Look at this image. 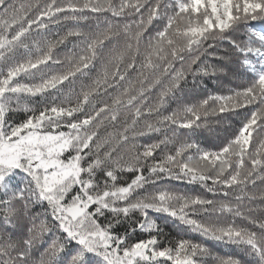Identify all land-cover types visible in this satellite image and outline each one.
I'll list each match as a JSON object with an SVG mask.
<instances>
[{"label":"snow or ice","instance_id":"obj_1","mask_svg":"<svg viewBox=\"0 0 264 264\" xmlns=\"http://www.w3.org/2000/svg\"><path fill=\"white\" fill-rule=\"evenodd\" d=\"M255 21L264 23V0H0V264H204L203 244L161 246L167 218L264 264V216L250 206L264 202V188L250 191L264 184V31ZM73 37L79 51L61 60L56 49ZM240 76L246 85L228 94L189 99V77L195 89L202 77ZM169 100L178 107L165 114ZM249 106L221 138L225 114ZM18 111L24 118L10 123ZM106 126L113 131L101 136ZM203 132L216 136L215 150ZM123 173L133 176L120 184ZM164 180L200 184L212 198ZM38 204L47 205L39 223Z\"/></svg>","mask_w":264,"mask_h":264},{"label":"trees","instance_id":"obj_2","mask_svg":"<svg viewBox=\"0 0 264 264\" xmlns=\"http://www.w3.org/2000/svg\"><path fill=\"white\" fill-rule=\"evenodd\" d=\"M33 2V0H15V3L17 4H27ZM91 15V14H90ZM109 15L110 14H105ZM129 19H131L129 17ZM254 25L255 31H264V23L255 21L250 22ZM96 24L95 19H92L87 22V25H82L81 27L83 30H87L88 26H94ZM70 25H64V26H57V28L52 29L50 32H48V39L56 38L57 32H59L60 35H64L67 31L68 27ZM79 43L78 38H69L68 41L62 46H58L56 49V55L61 60H64L67 56L72 55L73 49L76 51H79L78 48H76V45ZM177 69L180 68V65H176ZM100 64L97 63L96 68L92 69L91 75L87 77L78 78L75 84V88L77 91H79L82 83H91V80L94 79L97 74L100 72ZM137 73L133 72L131 74V79H134L136 77ZM248 80L247 76H240L238 78H232L229 77L228 79L223 78H213V77H202L197 81L198 87L193 89L192 86V78L189 77L188 81V88L187 91L191 92V95L189 96V99L191 102H197L199 99L203 98L209 93H221V94H228V91L230 88L238 87V86H244L246 85ZM123 83V82H122ZM206 83V87H205ZM126 86V84L124 85ZM138 87V85H137ZM65 92H67V89H65ZM113 95H116V92L112 93ZM159 94V89L153 90L152 93L148 95V103L151 105L156 101V98ZM104 100H108L109 97L105 96L103 97ZM38 107L39 105H34ZM178 107V102L174 100H169L168 105L165 109L162 111L167 114V112L172 111ZM254 106H249L248 108H242L239 109L238 112L240 113L239 116L235 114H225L230 117L223 125L220 126V132L218 135L223 138L225 135H231L233 132L236 131V129L240 126L241 120L245 114H248ZM23 112H14L9 114V122H19L21 119L24 118ZM123 118V114L121 116ZM141 126H143V120L141 121ZM228 128L230 129L229 132H225L224 129ZM113 129L111 127H102L100 129V135L104 136L107 132H111ZM264 135V134H262ZM203 137H206V139H202L201 143L207 147L208 149L215 150L219 146V141L217 140L215 135H209L207 132H203ZM157 137L154 135L153 137H142L139 139L138 143H144V142H152L153 139H156ZM171 147V146H169ZM123 151V149H121ZM159 158V155L157 156ZM146 174V173H145ZM132 173H123L122 178L118 181L120 184H124L132 178ZM161 187H167L177 192H182L185 194L190 195H201L208 198H212L211 194L206 191L205 188L201 187L200 184H189L184 181H176V180H164L160 181ZM262 188H264V184H262L259 180L257 181V186L255 188H250V191H259ZM229 199H232V197H229ZM247 204V201H245ZM253 208H257L258 210L252 215L256 216H264V212L260 211V209H264V202H261L259 200L253 201L250 205ZM47 205H35L33 208V215L37 218V223H39L40 220L45 219V212H46ZM138 216V213L135 214ZM153 217H155L157 214L151 213ZM47 220L49 223H51V217L48 215ZM228 219H231V217H228ZM237 224L243 225L245 224V221L243 220H236ZM161 227L163 228V233L160 234V240H161V246H175L176 242L183 238L188 239L195 243H200L206 246L209 249V255L203 258L204 264H218V260L220 258H228V257H234V258H240L245 261V264H255L254 259L249 258L244 255L243 250L240 247H237L232 244H226L222 242H217L211 239H206L205 237L192 233L186 229L183 228L179 224V222L172 221L171 218H167L166 222H161ZM250 227V226H249ZM120 231H123V229H120ZM155 234V233H153ZM147 233H137L136 236H133L132 239L137 238H147ZM51 242L50 236L44 237V243H37L34 249V260L37 262L39 261L41 254L44 252V249L47 248L48 244ZM75 247V245H69V249ZM65 259L67 258L68 253L62 254Z\"/></svg>","mask_w":264,"mask_h":264}]
</instances>
